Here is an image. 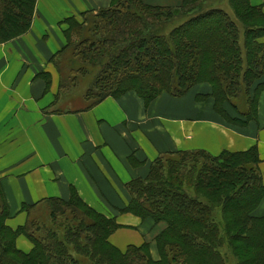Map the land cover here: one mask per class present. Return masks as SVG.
<instances>
[{
	"label": "trees",
	"instance_id": "trees-1",
	"mask_svg": "<svg viewBox=\"0 0 264 264\" xmlns=\"http://www.w3.org/2000/svg\"><path fill=\"white\" fill-rule=\"evenodd\" d=\"M37 1L0 0V44L29 32ZM203 1L163 9L143 0H112L109 9L85 14L82 23L67 19L69 44L52 60L61 91L72 92L96 71L86 95L91 103L82 109L90 110L131 92L148 106L163 94L180 98L209 85L205 96L227 123L243 129L257 122L264 93V4L228 0L229 13L223 7L204 10ZM180 18L185 21L176 25ZM68 51L74 65L65 78L59 62ZM41 76L50 83L48 74ZM260 162L257 147L218 157L170 153L145 180L129 184L131 201L121 212L166 225L156 238L159 260L149 244L125 252L114 247L110 237L120 225L76 192L68 201L24 206L27 221L14 230L0 183V264H229L224 250L235 264H264V216H257L264 200ZM43 206L52 228L32 214ZM22 236L33 245L30 253L17 247Z\"/></svg>",
	"mask_w": 264,
	"mask_h": 264
},
{
	"label": "crops",
	"instance_id": "crops-1",
	"mask_svg": "<svg viewBox=\"0 0 264 264\" xmlns=\"http://www.w3.org/2000/svg\"><path fill=\"white\" fill-rule=\"evenodd\" d=\"M163 9L183 0H143ZM112 0H38L29 32L0 44V183L14 230L27 221L24 206L47 199L70 200L73 192L120 228L110 243L122 252L149 244L159 260L156 238L165 224L121 211L131 201L129 184L145 180L160 158L203 151L218 157L257 147L264 184V93L258 121L235 128L214 109L209 85L186 96H159L146 105L136 93L108 98L90 110L59 109L61 76L52 60L69 44L67 19L111 7ZM261 6L264 0H251ZM41 74H48L50 83ZM207 95V96H205ZM60 105V104H59ZM264 216V200L257 210ZM17 247L30 253L25 237Z\"/></svg>",
	"mask_w": 264,
	"mask_h": 264
},
{
	"label": "rangeland",
	"instance_id": "rangeland-1",
	"mask_svg": "<svg viewBox=\"0 0 264 264\" xmlns=\"http://www.w3.org/2000/svg\"><path fill=\"white\" fill-rule=\"evenodd\" d=\"M228 0H204L202 2V7L203 9H208V8H215V7H223V9H225L226 11L230 12L229 6H228ZM185 21L184 18H180L178 19V21L176 22L177 24H182ZM172 26V24H171ZM79 37L76 34H73V41L77 42V39ZM74 59V58H73ZM72 56L71 54L68 52H66L63 57L60 59L59 62V67L60 69H62V74L63 76H65V78L70 76V69H71V65H74L72 62ZM96 74V71H92V73L90 74V76L86 79H82L81 83H79L78 86H76L75 89H73L72 92H63L61 91L59 93V102L58 103V108L59 109H70L71 111H78V110H82L84 108H86V106L91 103V101H88L86 99V95L88 93V90L91 86V82L94 78V75ZM242 99V98H241ZM60 104V105H59ZM242 108H244V105H240ZM178 158H172V159H167V162L170 160H177ZM167 165V164H165ZM48 211L49 208H47L46 206H43L42 208H39L36 212L32 213L34 215H36V218H40L38 219L42 224H46L48 227H53L51 221L49 220V215H48ZM223 251V250H222ZM151 252V249H150ZM223 254L225 256V258H227L229 264H235V260L233 259V257L229 254L228 251L224 250ZM87 264H90V262H88Z\"/></svg>",
	"mask_w": 264,
	"mask_h": 264
}]
</instances>
